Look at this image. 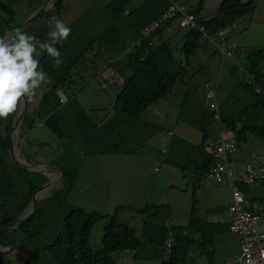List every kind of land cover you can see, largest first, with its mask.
I'll use <instances>...</instances> for the list:
<instances>
[{
	"label": "trees",
	"instance_id": "16d2710c",
	"mask_svg": "<svg viewBox=\"0 0 264 264\" xmlns=\"http://www.w3.org/2000/svg\"><path fill=\"white\" fill-rule=\"evenodd\" d=\"M27 1L30 3V13L26 14L25 19L42 2ZM191 1L144 0L128 10L129 0H111L103 8L108 19L107 25L99 31L97 38L92 37L91 31L85 29L87 26L83 22L90 16V8L70 26L71 34L63 45H57L62 53L61 66L54 67L52 59L46 54L39 57L40 67L48 73L50 79L44 85L48 84L42 91L37 106L25 114L22 126L27 132H31L43 125L63 143L64 153L60 152L59 158L52 161L61 175L62 189L48 199L52 203L45 200L28 220L9 233L0 235L1 247H16L23 238L25 244L22 247L27 252L28 264H116L112 255L122 251H133L135 258L140 257L144 261L163 260L167 264H184L194 252L211 258L213 252L208 248L213 243L212 234L227 233L228 227L207 225L205 231L199 223L200 219L194 217L195 200L186 226L166 225L169 217L162 216V212L169 210L168 205H152L137 211L146 214V221L139 232L119 221L117 214L123 207H116L114 214L109 216V224L105 226L100 240L101 248L97 251L91 248L90 233L94 225L107 218V215L86 213L80 208L71 207L62 219L57 218V213L64 209L65 199L77 178L81 165L78 158L154 153L149 142L162 130L143 122L140 116L148 107L169 95L177 82L185 87L177 120L200 132L201 142L192 145L172 137L164 154V162L184 173L192 174L196 179V186L216 163L206 145L210 139L209 129L212 124H219L221 128L231 132L238 147L246 140V134L264 141V47L245 57L242 78L234 79L230 93L218 105V121L214 120V114L204 103L203 85L207 83V77L199 73V68H192L191 59L195 57L202 42L210 43L200 32L186 30L180 48L183 60L174 56L170 43L157 38L162 30L151 37L152 46L148 45V41H142L139 46L123 55L146 26L166 13L171 2L187 7L188 9H184L194 15L198 25L209 36L252 14L256 9L254 0L246 3L223 0L215 15L204 20L200 18V13L206 0H197L194 6L190 5ZM52 10V16L60 18L62 1L55 0ZM9 28L7 19L0 13V37ZM48 29L47 23L45 28L35 30L31 35L45 40ZM97 41L103 46L104 50L101 51L108 61L123 55L116 64H109V67L116 66L117 75L119 78L123 77V82L115 96L112 115L101 120H96L83 108L71 89L75 77L83 78L79 72H85L83 69L88 71L90 64H93V61L88 60V49ZM214 53L217 54L215 49ZM236 72L237 69L231 74ZM189 73L191 78L185 82ZM246 75L254 77L261 93H253L251 87L243 83ZM199 77H202L201 80ZM58 92L64 96L65 103L59 101ZM16 113L0 121V231L24 214L32 195L45 182L41 175L28 172L14 163L7 164L5 160L9 155L8 137ZM66 154L68 155L64 158ZM24 158L28 160L30 156L26 154ZM262 186L264 190V183ZM238 188L246 194L249 185L239 184ZM192 196L194 197V192ZM260 202L264 204V198ZM128 209L134 210L131 206ZM217 211L221 212L222 209ZM50 225L52 229H49ZM169 232L172 233L173 245L165 258L164 241ZM197 233L200 234L198 238L195 237ZM3 258L5 256L0 254V264H7Z\"/></svg>",
	"mask_w": 264,
	"mask_h": 264
},
{
	"label": "rangeland",
	"instance_id": "374dc122",
	"mask_svg": "<svg viewBox=\"0 0 264 264\" xmlns=\"http://www.w3.org/2000/svg\"><path fill=\"white\" fill-rule=\"evenodd\" d=\"M38 1H42L38 7L39 9L45 0ZM67 1L64 3H68ZM241 1L246 2L247 0ZM54 2L55 0H50L48 6L51 7L42 16L19 30L31 35L33 31L45 28L50 18V11H53L51 8ZM107 2L108 0H95L91 7L90 16L83 21L87 26L85 29L91 31L93 38H97L100 34L99 31L107 25L108 19L103 9ZM193 2L196 4L197 0ZM256 2L257 10L255 9L256 11L252 13L254 16L251 23L249 18H246L247 20L245 19L244 22L239 21L241 22L238 26L240 33L238 35L233 34L231 39L236 43V46L238 45V49L236 48L235 51L236 59L232 61L236 63L240 70L232 75L230 71L231 60H225L220 64L216 54H211L214 46L208 42H202V46L197 50L195 57L191 59L193 69H201L200 74L204 72L202 68L205 66V70L212 69L213 73L208 70V73L211 74L212 82L217 80L222 87L228 82L233 83V77L242 78L243 72L241 69L244 65L245 57L249 53L264 47V0H257ZM220 3V0H206L204 3V18L208 19L214 16ZM29 5L30 3L27 0H0V13L7 19L9 27L13 28L26 20L25 16L29 12ZM132 7L134 6L129 4L128 8ZM185 9L188 8L186 7ZM36 11H33V13ZM247 24L250 25L248 29L244 28ZM172 30L165 40L170 41L174 56L183 60L180 48L186 30L178 31L176 27ZM16 31L8 32L5 37H10ZM101 50L104 49L103 46L99 45L98 41L88 49V60L93 61V64H90L88 71L83 69L85 72H79L83 78L75 77L71 85L72 91L83 108L95 114L98 119L104 116L108 118L112 115L115 96L123 82V77L119 78L117 75L116 66H108L105 71L102 70L108 60ZM99 69L102 70L101 73L97 72ZM210 74H207V76ZM190 78L191 73L185 78V82H188ZM201 78L199 77L198 79L201 80ZM44 85L36 91L34 96L30 97V103H27L28 113L37 106L42 91L48 84ZM184 90L185 87L177 82L169 95L148 107L140 116L143 122L153 124L162 130L160 134L149 142V145L157 150L156 153L138 156L96 155L78 158L81 165L77 178L65 199L64 209L57 213V218L62 219L63 215L71 207L80 208L86 213L96 212L101 215H107V218L94 225L91 230L90 245L93 251L101 248L100 240L104 234V228L109 224V216L114 214L116 207H123L117 214L119 221L128 224L129 227L135 228L139 232L144 221H146V214H140L139 212L138 214L137 211H142L145 207L152 205H169V210L162 212V216L168 215L167 221L170 222L169 224L177 226L187 225L189 212L194 202L193 200H195L194 217L200 219L199 223L207 231L208 220L211 215H216L214 213L216 207L220 206L223 208L229 203L230 191L228 188L215 184L207 186L203 181L197 187L195 185L196 179L193 175L166 164L160 154L163 139L166 140L165 133L168 131L174 132L176 136L183 137L192 144H198L201 141L200 132L177 120ZM20 113L21 108L18 107L14 121L19 117ZM209 131L210 140L218 136L216 124H212ZM11 137L13 153L16 156L14 157L15 160L25 161L30 165V170L43 171L46 175H41L45 178V182L42 184L43 190L40 192V198L36 199V208L41 207L45 200L49 201L48 199L56 191L62 189L61 175L53 166L52 161L55 158L58 159L59 153L63 152V143L52 131L43 125L37 126L31 132H27L24 125L22 126V122L16 127ZM8 153L9 155L5 160L7 164H12L14 159L11 150ZM26 154L30 156V159L24 158ZM193 192L194 197L192 196ZM256 195L257 198H264V191L261 190L259 194L256 193L254 196ZM249 196L251 197L252 195ZM49 203L52 202L49 201ZM129 206L133 207L134 210L128 209ZM28 207L25 209L24 214L29 211ZM147 214L149 213L147 212ZM52 228L50 225L49 229ZM224 237L229 239V242L230 239H233L229 234ZM23 244H25V240L21 238L20 244L16 247L23 248ZM224 248H227V246ZM221 250L215 251V259H221V255L226 256ZM226 252L230 253L228 248ZM134 254L135 252L133 251H122L114 253L112 256L116 264H162L161 260L144 261L140 257L135 258ZM3 255L5 256L3 261L7 264H23L24 262L23 255L19 251H12Z\"/></svg>",
	"mask_w": 264,
	"mask_h": 264
},
{
	"label": "built area",
	"instance_id": "2783aa9c",
	"mask_svg": "<svg viewBox=\"0 0 264 264\" xmlns=\"http://www.w3.org/2000/svg\"><path fill=\"white\" fill-rule=\"evenodd\" d=\"M179 15V16H178ZM173 27L187 31H198L204 39L209 41L215 48L220 59H230L236 51V44L229 41V35L235 29V23L218 30L213 36H209L205 29L198 25L196 18L188 13L184 7L172 3L166 13L158 20L150 23L140 33V37L130 43L127 52L139 46L142 41H148L158 31H172ZM116 56L108 61L102 68L105 71L109 64L113 65L123 58ZM101 69L97 72L101 73ZM243 83L251 87L253 93H261L260 87L255 83L252 75H246ZM204 101L209 111L214 114V120L218 121V104L216 95V83H205ZM59 101L65 103V98L58 95ZM238 150V144L234 137L225 138L222 135L216 140L210 153L214 157L215 166L204 176L206 185L215 184L223 186L230 191V203L216 222L227 225L228 232L239 240V250L228 264H264V206L252 207L245 199V194L238 188L239 184L256 185L264 183V156L256 157L254 161L246 163L241 173L234 172L232 156ZM168 225V223L166 224ZM173 245L172 233L169 232L164 241L165 258L170 254Z\"/></svg>",
	"mask_w": 264,
	"mask_h": 264
},
{
	"label": "crops",
	"instance_id": "0c3cea01",
	"mask_svg": "<svg viewBox=\"0 0 264 264\" xmlns=\"http://www.w3.org/2000/svg\"><path fill=\"white\" fill-rule=\"evenodd\" d=\"M61 1H62V10H61L60 19H62L70 27L83 13H85L88 9H90L93 6L92 4H93V2L95 0H68L67 1L68 3H64L66 0H61ZM109 1H111V0H108V2ZM142 1H144V0H129L130 4L132 6H134V7L138 6ZM193 1L194 0H192L190 2L191 3L190 5H192V6L195 5ZM220 1L222 2L223 0H220ZM239 1L242 2L241 0H239ZM254 1L256 3V10H257V2H256L257 0H254ZM246 2H242V3H246ZM220 4H219V6H220ZM127 9L129 10L130 8H127ZM204 9H205V6H203V10L200 13V18H202L204 20H207V19L204 18V11H205ZM36 10H38V8ZM51 10H52V8H51ZM32 13L33 12H31V14ZM253 16H254V14L247 15L244 18L240 19L239 21L244 22L246 18H249V22L251 23V21L253 19ZM50 17H52V11H50ZM239 21H237L235 23V29L229 35V41L230 42H233L231 40L233 34L238 35L240 33V30L238 29V26H239V24L241 22H239ZM249 26L250 25L247 24V25L244 26V28L248 29ZM49 30H50V28L48 29V31ZM177 30L179 31V29H177ZM170 32L162 31L157 38H159V40H161V41H167L168 43H170V41L165 40V38H167L169 36L168 34ZM170 46H171V44H170ZM237 47H238V45H237ZM211 54H215L214 50L212 51ZM216 56H217L220 64H222L223 61L228 60V59H224V60L220 59L218 54H216ZM235 59H236V53L233 55L232 58L229 59L232 62V63H230L231 64L230 71L231 70L233 71L235 69H237V71L240 70L237 67L236 63L232 61V60H235ZM205 67L202 68L204 70V72H202V74L207 77V80H208L207 83L208 82L209 83H216L217 104L219 105L223 101V99L226 98V96L230 93V90L232 89L234 80H233V83L232 82H228V83L225 84L224 87H222V86H220L218 84L217 80L212 82L211 74L208 73L209 69L205 70ZM199 70H201V69H199ZM209 71H211L213 73L212 69L209 70ZM241 71H242V69H241ZM207 74H210V75L207 76ZM233 78L235 79L236 77H233ZM218 97H219V102H218ZM26 101H27V103H30V98H27ZM204 103H205V101H204ZM88 112L90 113V111H88ZM90 114L96 120H101V119L105 118V116H104L103 118L98 119L95 116V114H92V113H90ZM214 124H216V123H214ZM211 126H210V128H211ZM216 126H217V130H218V136L215 137L213 140L209 139L207 141L206 145L208 146V149H212L213 143L216 140H218L221 135L223 137H225V138H232V136H233V134L231 132L221 128V126L219 124H216ZM209 134H210V131H209ZM172 137H177L178 139H181V140H183V141H185V142H187L189 144H192V143L188 142L185 138L180 137V136H176V134L174 132H172V131L166 132L165 133L166 140L163 139V146H162V148L160 150V154L162 156L163 161H164V154L166 153L167 147H168L169 142H170ZM198 144H192V145H198ZM150 147L154 151V153L157 152V150L153 146L150 145ZM259 156H264V141L259 139V138L254 137V136H252L250 134H246V140L239 144L238 150L232 156V160L231 161H232V167H233L234 172L237 173V174L241 173V171L243 170L244 165L246 163L254 161L255 158L259 157ZM160 161L162 162L161 159H160ZM197 187H199V185ZM261 190H263L262 184L249 185V189L247 190V192L245 194V199L253 208L254 207L264 206V204L262 202H260V199H262V198H257V195L254 196L256 193L259 194L261 192ZM249 195H252V196L250 197ZM247 196H249L250 198L247 197ZM229 203H230V199H229ZM229 203L226 206H224L223 208H221L220 206L216 207V209L214 210V213L216 215H211L210 219L208 220V225H216V224L217 225H222V224L217 223L216 220H217V218L220 215L223 214V212L225 211V209L229 205ZM217 209H222V211L218 212ZM167 222H168V224L170 223L169 221H167ZM187 225H188V223H187ZM181 226H186V225H181ZM226 234H229L231 236V238H233V239H230V242H229V239H226L224 237ZM199 235L200 234L197 233V234H195V237L198 238ZM212 240H213V243L208 248L210 251L213 252L212 255L210 256L211 258L208 259L205 255H201L198 252H194V253H191L189 255L188 260L184 264H228L229 261L232 259V257L239 250V240L236 239L234 236H232L229 232H227V233H219V234H212ZM225 246H227V248H228L230 253L226 252L227 248H224ZM229 246H231V247H229ZM219 249H222L221 252L223 254H225L226 256L221 255V259L220 258L219 259H215V256H214L215 254L214 253H215L216 250L219 251ZM161 261H162V264H167V262H165L163 260H161Z\"/></svg>",
	"mask_w": 264,
	"mask_h": 264
},
{
	"label": "clouds",
	"instance_id": "9594fccd",
	"mask_svg": "<svg viewBox=\"0 0 264 264\" xmlns=\"http://www.w3.org/2000/svg\"><path fill=\"white\" fill-rule=\"evenodd\" d=\"M48 25L45 40L22 30L0 37V121L16 113L20 103L34 96L50 79L40 67L42 54L52 59L54 67L63 64L57 45H63L72 29L57 16L50 17Z\"/></svg>",
	"mask_w": 264,
	"mask_h": 264
},
{
	"label": "water",
	"instance_id": "95a60500",
	"mask_svg": "<svg viewBox=\"0 0 264 264\" xmlns=\"http://www.w3.org/2000/svg\"><path fill=\"white\" fill-rule=\"evenodd\" d=\"M50 0H45L44 3L42 4V6L35 12L33 13L32 15H30L29 17L26 18V20L16 26V27H13V28H9L5 31V33L2 35V37H5L6 34L10 31H13V30H19V29H22L24 27H26L27 25L33 23L36 19H38L40 16L43 15V13L51 6H48V2ZM58 95H62L60 92H58ZM63 96V95H62ZM19 107L21 108V113L19 115V117H17V119L14 121L13 125H12V128H11V131H10V135L8 137V143H9V150H11V153L13 155V159H14V163L16 166L28 171V172H31V173H35V174H40L42 176H46L43 171H32L29 169V166L25 161H22V160H15L14 157H16L13 153V145H12V133L16 130V127L22 122V119L24 118L26 112H27V101H24L22 103H20ZM43 190V185H40L37 190L34 192V194L32 195V198H31V203L28 207V212L26 214H23L21 215V217L16 221V222H13L11 223L10 225L4 227L1 231H0V235L2 234H5V233H8L10 231H12L17 225H21L22 223H24L26 220H28L34 213L35 209H36V199H37V196L38 194H40V192ZM12 251H19L20 253H22L23 255V258H24V262L23 264H28V255H27V252L24 248H19V247H1L0 248V254L3 255V254H7V253H10Z\"/></svg>",
	"mask_w": 264,
	"mask_h": 264
},
{
	"label": "bare ground",
	"instance_id": "6f19581e",
	"mask_svg": "<svg viewBox=\"0 0 264 264\" xmlns=\"http://www.w3.org/2000/svg\"><path fill=\"white\" fill-rule=\"evenodd\" d=\"M14 137H15V136H14ZM17 159H18V158H17ZM42 193H44V192H42ZM40 195H41V194H38V196H37V199H39V198H40Z\"/></svg>",
	"mask_w": 264,
	"mask_h": 264
}]
</instances>
